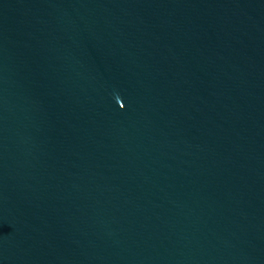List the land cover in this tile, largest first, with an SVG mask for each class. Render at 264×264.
Instances as JSON below:
<instances>
[{
  "label": "water",
  "instance_id": "water-1",
  "mask_svg": "<svg viewBox=\"0 0 264 264\" xmlns=\"http://www.w3.org/2000/svg\"><path fill=\"white\" fill-rule=\"evenodd\" d=\"M0 264H264V0H0Z\"/></svg>",
  "mask_w": 264,
  "mask_h": 264
}]
</instances>
